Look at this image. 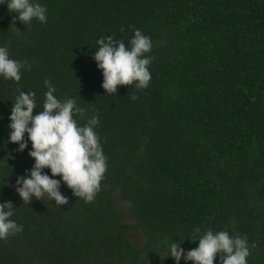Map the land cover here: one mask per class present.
<instances>
[{"label": "trees", "instance_id": "16d2710c", "mask_svg": "<svg viewBox=\"0 0 264 264\" xmlns=\"http://www.w3.org/2000/svg\"><path fill=\"white\" fill-rule=\"evenodd\" d=\"M39 2L47 22L26 25L0 4V45L31 65L19 82L0 78V202H13L11 219L23 226L0 240V264H176L162 241L194 248L187 236L197 227L246 236L248 264H264V0ZM136 28L153 41L149 85L109 94L91 57L96 40L128 46ZM45 80L85 108L79 123L98 116L107 169L92 201L63 183V205L27 204L15 191L34 158L30 142L20 152L7 139L12 100L32 90L42 107ZM135 228L141 246L130 238Z\"/></svg>", "mask_w": 264, "mask_h": 264}, {"label": "clouds", "instance_id": "9594fccd", "mask_svg": "<svg viewBox=\"0 0 264 264\" xmlns=\"http://www.w3.org/2000/svg\"><path fill=\"white\" fill-rule=\"evenodd\" d=\"M10 12L17 13L24 25L33 19L47 22V8L39 0H0ZM96 51L91 53L96 67L102 70V88L105 92L117 93L118 85L135 84L137 89L147 88L151 79L149 65L153 57L148 55L153 47L150 36L140 29H133V35L126 46L124 40L114 36L96 40ZM26 61L11 58L6 46L0 45V78L19 82L22 72L30 70ZM42 107L37 106L36 93L19 90L12 100L8 117V141L17 143V151L23 152L28 146V155L34 158L30 169L18 176L15 191L24 203L31 200H54L57 204L68 203V197L60 191L61 184L72 190V194L85 202L92 201L100 190V181L107 169V157L96 126L98 116L93 114L83 124L75 118L83 116L85 108L78 105L75 98L59 99L50 81H44ZM0 90V98H3ZM131 99L135 100L133 95ZM42 109L33 114V109ZM27 133V138L25 134ZM50 169V174L44 169ZM59 176V178H56ZM15 214L11 200L0 202V240H4L22 230V225L11 219ZM190 242L198 240V245L185 250L177 240L162 241L168 255L176 264L181 258L192 264H248L250 255L246 236L230 234L227 230L213 231L194 228L187 236ZM254 246V245H253Z\"/></svg>", "mask_w": 264, "mask_h": 264}, {"label": "rangeland", "instance_id": "374dc122", "mask_svg": "<svg viewBox=\"0 0 264 264\" xmlns=\"http://www.w3.org/2000/svg\"><path fill=\"white\" fill-rule=\"evenodd\" d=\"M119 196H120L119 192H116L114 195L115 206L124 213V221L125 222H127L129 224H134L135 223L134 219L128 215V207H129L128 202L127 201H120ZM130 238L133 240V242L137 246L143 245L145 240H146L145 236L141 232L140 228L132 229V231L130 232ZM44 264H55V263L46 262Z\"/></svg>", "mask_w": 264, "mask_h": 264}]
</instances>
